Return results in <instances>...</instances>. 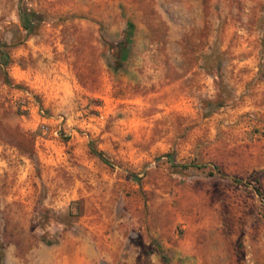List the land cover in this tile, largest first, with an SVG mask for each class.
<instances>
[{
    "label": "rangeland",
    "instance_id": "obj_1",
    "mask_svg": "<svg viewBox=\"0 0 264 264\" xmlns=\"http://www.w3.org/2000/svg\"><path fill=\"white\" fill-rule=\"evenodd\" d=\"M0 264H264V0H0Z\"/></svg>",
    "mask_w": 264,
    "mask_h": 264
},
{
    "label": "built area",
    "instance_id": "obj_2",
    "mask_svg": "<svg viewBox=\"0 0 264 264\" xmlns=\"http://www.w3.org/2000/svg\"><path fill=\"white\" fill-rule=\"evenodd\" d=\"M40 117H41L40 126L42 127L43 131H47L49 129V125L46 120L47 118L46 113L43 109H40Z\"/></svg>",
    "mask_w": 264,
    "mask_h": 264
},
{
    "label": "trees",
    "instance_id": "obj_3",
    "mask_svg": "<svg viewBox=\"0 0 264 264\" xmlns=\"http://www.w3.org/2000/svg\"><path fill=\"white\" fill-rule=\"evenodd\" d=\"M131 29V24H128V31ZM3 56L6 58L7 60V54L3 53ZM6 64V61L3 63Z\"/></svg>",
    "mask_w": 264,
    "mask_h": 264
}]
</instances>
